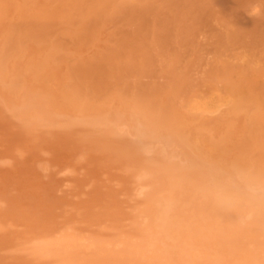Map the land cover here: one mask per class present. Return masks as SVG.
<instances>
[{
  "label": "bare ground",
  "instance_id": "obj_1",
  "mask_svg": "<svg viewBox=\"0 0 264 264\" xmlns=\"http://www.w3.org/2000/svg\"><path fill=\"white\" fill-rule=\"evenodd\" d=\"M207 1L0 0V264H264V36L202 62Z\"/></svg>",
  "mask_w": 264,
  "mask_h": 264
},
{
  "label": "rangeland",
  "instance_id": "obj_2",
  "mask_svg": "<svg viewBox=\"0 0 264 264\" xmlns=\"http://www.w3.org/2000/svg\"><path fill=\"white\" fill-rule=\"evenodd\" d=\"M257 1H259V3L257 2ZM262 1H264V0H208L207 2H205L204 3V5H207V6H210V8H208V9H206V8H204V9H202L199 13H200V16H201V18H202V20L204 19V20H206V19H208V21H205L206 22V26H205V28H203V27H201L199 30H197V43L199 42V43H201V44H199V46L197 45V43L195 44V46L196 47H203L204 49H201V51L203 50V52H200L199 53V56H201L202 58H203V61L202 62H206V61H204V57L207 55V57H210L212 54L210 53L211 52V49L213 48H215L216 46H218V45H220L221 47H222V44H224L223 45V47L226 45H228V44H226V43H223V42H225V41H223L224 40V36H225V34L224 33H226L227 34V32H228V34H229V32H232V33H240L239 35L240 36H243V37H245V39L247 38V40L249 41V38H250V36H252V35H259V33H260V35L262 34L263 36H264V3H263V5H261V2ZM250 7V8H249ZM214 15V16H213ZM210 19V20H209ZM223 24H226V25H223ZM222 25H223V27H222ZM226 26V27H225ZM169 27V26H168ZM227 27H229V28H227ZM232 29H231V28ZM206 29V30H202L201 31V29ZM168 29V28H167ZM224 29H225V31H224ZM169 30L171 31V30H173L172 28H169ZM169 30H167V32H169ZM200 31L202 32V33H200ZM221 31V32H220ZM219 32V33H218ZM231 34V33H230ZM244 34H248L247 35V37H246V35H244ZM196 35V34H195ZM200 35V36H199ZM204 35H205V37H204ZM209 35H210V37H209ZM224 35V36H223ZM195 37V38H196ZM213 37H215V38H213ZM249 37V38H248ZM210 38L212 39V40H215L214 42H212V40H210ZM209 41H208V40ZM251 39V38H250ZM203 43V44H202ZM217 43V44H216ZM206 47V48H205ZM222 47V48H223ZM260 47L261 48H263L264 47V44H261L260 45ZM208 49V50H207ZM207 50V51H206ZM206 52V53H205ZM208 52V53H207ZM201 54V55H200ZM209 55V56H208ZM206 57V58H207ZM201 59V58H200ZM208 59V58H207ZM206 59V60H207ZM233 60V59H232ZM231 59L229 60V62H231V65L233 64L234 65V63L236 64V62H234L235 60H233L232 61ZM201 61H199V64L201 63ZM234 62V63H233ZM151 64V63H150ZM206 64V63H205ZM162 65V69H164L163 71H158V65H156V66H153V68L156 70L155 72H153V74L152 75H149V76H145V78L144 77H137L138 79V82H137V80H136V78H133V81H131L132 80V78L130 79L129 78V76H124L123 78H122V80L128 85V87H132V89L130 90V91H128V95H130L132 98H136V99H138V98H140V97H143L142 96V94H144L143 93V91H141V87H139L141 84H146L145 82H149V81H151V82H153L156 86H157V88H159V86H163L164 84H168V82L169 83H171V76H172V74L173 73H171V71L172 72H177L178 73V71L180 70L178 67V69L176 70L175 68H173L171 71H170V69L168 70L166 67V69L164 68V66H165V63H162L161 64ZM178 65V64H177ZM176 65V66H177ZM202 65H204L203 63H202ZM202 65L201 66H199L198 67V69H196V68H190V69H188L189 70V72H191V73H187V75H189L192 79L194 78L195 80H193V81H196V80H198L200 77H201V75H198V74H200V67H202ZM207 66V65H206ZM206 66H203V67H206ZM235 66V65H234ZM202 67V68H203ZM206 68H208V67H206ZM175 69V71H173ZM195 69V70H194ZM187 70V71H188ZM203 70H204V68H203ZM202 69H201V71H203ZM169 72L171 73V76H170V74H169ZM196 72V73H195ZM198 72V73H197ZM165 76V77H164ZM126 78H127V80H126ZM198 78V79H197ZM140 79V80H139ZM164 79H166V80H164ZM143 80V81H142ZM145 80V81H144ZM147 80V81H146ZM111 81H112V79L110 80V81H106V86H105V84L104 85H102L101 87H100V89L102 90H100L99 89V91H98V89H94L93 87H85V86H82V85H80L81 87H79V88H76L75 89V91H74V96H73V98H75V100H78V101H82V100H85V99H92L91 97H96L95 99H99V100H102L103 99V97H104V99L105 98H108L109 96H108V93L110 92H112L113 93V91L111 90L112 88H113V84L111 85L110 83H111ZM127 81V82H126ZM131 81V82H130ZM199 81V80H198ZM108 82H110V83H108ZM113 82V81H112ZM134 82V84L137 82V85H134V89H133V86H131L132 85V83ZM147 82V83H148ZM164 82V83H163ZM163 83V84H162ZM107 84H109L108 86H107ZM106 88H105V87ZM110 86V87H109ZM142 86V85H141ZM83 87V88H82ZM102 87H103V89H102ZM105 88V89H104ZM138 88V89H137ZM81 89H83V90H81ZM85 89V90H84ZM114 89V88H113ZM81 90V91H80ZM106 90V91H105ZM109 90H111V91H109ZM101 91V92H100ZM79 92V93H78ZM88 92V93H87ZM93 92V93H92ZM103 92H104V94H103ZM78 93V94H77ZM87 93V94H86ZM98 94V97H97V94ZM100 93V94H99ZM112 93H111V95H112ZM185 93V92H184ZM89 94V95H88ZM106 94V95H105ZM136 94V95H135ZM139 96H138V95ZM203 94V93H202ZM80 95V96H79ZM110 95V94H109ZM111 95H110V97H111ZM145 95V94H144ZM76 96H77V98H76ZM85 96H86V98H85ZM137 96V97H136ZM186 96V95H185ZM102 98V99H101ZM199 103V102H198ZM203 102H201V104L200 105H198L199 107V109H197V113L198 114H200L198 111H204V108H207L208 107V104H207V107L205 106L204 107V105L202 104ZM205 104V103H204ZM202 105H203V107L204 108H202ZM209 108H211L210 106L207 108L208 109V111H211V109H209ZM207 109H205V110H207ZM251 110H253V109H251L250 108V110H249V108L247 109V111H249V112H251ZM43 111V110H42ZM45 111V110H44ZM42 112L41 114L42 115H40V113L38 114L37 112H40L39 110L36 112V114H37V116H42L41 117V119L43 118L44 119V117L45 118H49V114H48V116L46 117V115L47 114H45L46 112ZM207 111V112H208ZM248 112V113H249ZM30 113H32V112H30ZM50 113V112H49ZM204 113V112H203ZM29 114V113H28ZM33 115L35 114V112L34 113H32ZM27 115V114H26ZM30 115V114H29ZM248 116V115H247ZM251 116V115H250ZM264 117V116H263ZM29 116L28 117H25V119H26V121L27 122H33L32 121V119L30 118V120H29ZM51 118V117H50ZM247 118V117H246ZM249 118V117H248ZM252 120H253V118H251ZM250 119V125H249V123H248V125H249V127L250 126H255L256 125V123L255 124H253V123H251L252 122V120ZM263 120H264V118H263ZM249 120H247V122H248ZM264 122V121H263ZM263 122H261L260 124H261V126H264V125H262L263 124ZM252 127V128H253ZM39 132V131H38ZM261 134V133H260Z\"/></svg>",
  "mask_w": 264,
  "mask_h": 264
},
{
  "label": "clouds",
  "instance_id": "obj_3",
  "mask_svg": "<svg viewBox=\"0 0 264 264\" xmlns=\"http://www.w3.org/2000/svg\"><path fill=\"white\" fill-rule=\"evenodd\" d=\"M251 191H252V193H253L254 195L257 193V190H256V189H252Z\"/></svg>",
  "mask_w": 264,
  "mask_h": 264
}]
</instances>
